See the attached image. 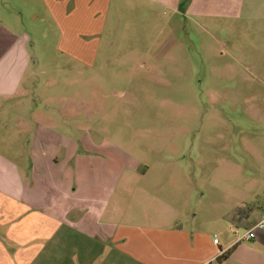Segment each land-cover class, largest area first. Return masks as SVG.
Returning a JSON list of instances; mask_svg holds the SVG:
<instances>
[{"label": "rangeland", "instance_id": "obj_1", "mask_svg": "<svg viewBox=\"0 0 264 264\" xmlns=\"http://www.w3.org/2000/svg\"><path fill=\"white\" fill-rule=\"evenodd\" d=\"M18 2L0 0L3 72L19 76L27 54L30 88L61 104L50 125L80 144L66 175L83 198L114 189L138 212L141 190L162 192L164 214L172 202L184 219L239 229L226 214L264 178V0H114L92 65L60 54L54 34L20 52L34 9ZM27 109L28 97H0V142Z\"/></svg>", "mask_w": 264, "mask_h": 264}, {"label": "crops", "instance_id": "obj_2", "mask_svg": "<svg viewBox=\"0 0 264 264\" xmlns=\"http://www.w3.org/2000/svg\"><path fill=\"white\" fill-rule=\"evenodd\" d=\"M113 2L19 0L34 9L29 17L34 25L16 32V46L24 53L38 32L45 43L54 34L60 54L92 65ZM27 60L26 54L19 76L3 72L7 62H0V97H28V118L17 123L10 142H0V149L17 150L11 156L0 152V264H264V229L250 241L237 242L264 212V178L248 186L252 201L239 192V209L226 214L228 221L239 223L236 231L216 220L200 224L184 219L172 202L165 203L169 214H164L162 192L141 190L138 212L122 201L123 212L114 189L104 199L92 190L85 200L66 175L80 144L51 127V113L60 114L61 104L37 86L30 88ZM19 147L26 149L20 152ZM122 194L127 200L131 191Z\"/></svg>", "mask_w": 264, "mask_h": 264}, {"label": "built area", "instance_id": "obj_3", "mask_svg": "<svg viewBox=\"0 0 264 264\" xmlns=\"http://www.w3.org/2000/svg\"><path fill=\"white\" fill-rule=\"evenodd\" d=\"M264 229V212L259 220L255 221L247 230L237 236V242L250 241L255 237L256 231ZM218 243V240H215Z\"/></svg>", "mask_w": 264, "mask_h": 264}, {"label": "trees", "instance_id": "obj_4", "mask_svg": "<svg viewBox=\"0 0 264 264\" xmlns=\"http://www.w3.org/2000/svg\"><path fill=\"white\" fill-rule=\"evenodd\" d=\"M230 255V252L226 253V254H223L219 260H223V259H226L228 256Z\"/></svg>", "mask_w": 264, "mask_h": 264}]
</instances>
